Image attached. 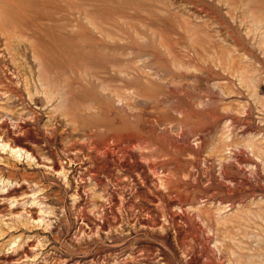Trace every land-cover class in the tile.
Wrapping results in <instances>:
<instances>
[{
    "label": "rangeland",
    "instance_id": "obj_1",
    "mask_svg": "<svg viewBox=\"0 0 264 264\" xmlns=\"http://www.w3.org/2000/svg\"><path fill=\"white\" fill-rule=\"evenodd\" d=\"M0 1L8 23L0 24V264H211L187 215L212 238L214 264H264V0ZM104 48L132 67L160 51L204 80L202 92L228 117L201 158L143 124L112 130L145 142L137 169L98 163L62 141L74 124L59 94L67 84L97 87L105 70L43 82L40 57ZM206 134L192 145L203 146ZM5 138L33 155L4 147ZM149 162L163 166L161 175ZM233 163L244 171L224 180L223 165ZM178 199L189 202L168 209Z\"/></svg>",
    "mask_w": 264,
    "mask_h": 264
},
{
    "label": "bare ground",
    "instance_id": "obj_2",
    "mask_svg": "<svg viewBox=\"0 0 264 264\" xmlns=\"http://www.w3.org/2000/svg\"><path fill=\"white\" fill-rule=\"evenodd\" d=\"M6 16L5 6L0 1L1 25L8 24ZM54 59L60 60V63H50V60ZM140 59H146L144 65L132 67L126 59L119 58L107 49L87 51L81 55H64L62 59L55 54L40 57L38 72L43 82H50L53 77L55 80L60 78L57 81L65 80L69 83L73 75L78 78L81 72H89L93 68L105 70L102 72L106 76L96 75L98 90L97 87H91L90 83L87 87L81 83L67 84V90L59 94L60 107L72 118L71 122L74 124L72 131L67 132L62 141H66L70 148L88 150L98 163L137 169L139 157L147 153L145 142L136 134L112 130L116 126L128 128L143 124L148 125L154 134L160 135L168 143L176 141L189 144L201 158L203 150L215 143L217 134L224 128L222 123L228 116L222 113V105L214 102V97L209 91L202 92L208 88L203 84L204 80L199 76L189 75L188 67L177 59L173 58L170 65L160 51L140 55ZM147 69L150 71L146 72ZM135 72H141L145 76L128 81L119 76L134 75ZM146 80L148 83H145ZM88 94L91 96L88 97ZM81 108L87 109L88 112L83 113ZM233 120L237 122L236 119ZM179 131H182L181 139L178 138ZM50 132L56 135L57 129ZM202 132H207V139L203 146L195 148L191 138ZM3 141L4 147L9 146L11 149H19L33 155L31 147L21 145L19 139L5 138ZM246 147L249 148V145ZM241 154L245 155L246 151L241 150ZM121 158L123 160H120ZM238 161L245 163L250 162V159L239 157ZM147 166L154 175H161L162 165L149 162ZM233 169L240 170L235 163L223 165L224 180L236 178L231 174ZM241 184L246 185L247 181ZM224 185L228 192L234 190L228 184ZM174 192L176 191L171 194ZM188 202L186 199H178L173 203L169 202L167 207L171 209L174 204L184 207ZM183 219L188 224L187 229L195 234L197 244L202 246V255L214 264L211 255L213 249L209 246L212 238L206 234L207 230L196 216L187 215ZM209 227L211 229V225Z\"/></svg>",
    "mask_w": 264,
    "mask_h": 264
}]
</instances>
